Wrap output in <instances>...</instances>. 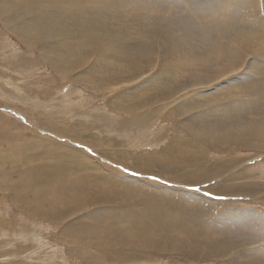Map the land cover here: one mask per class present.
<instances>
[{
    "label": "rangeland",
    "instance_id": "374dc122",
    "mask_svg": "<svg viewBox=\"0 0 264 264\" xmlns=\"http://www.w3.org/2000/svg\"><path fill=\"white\" fill-rule=\"evenodd\" d=\"M119 1L128 3L130 7L126 6L125 11L124 3L116 4L114 1L110 8L121 9V17L126 18L123 20L125 22L129 20L132 22V15H137L135 20L137 27L142 21L145 26L156 25L155 29L159 31L170 30L174 24L182 26V23H185L194 29V32L192 30L185 33L188 37L190 33H196L198 36L197 29L203 28L212 38H216L215 42L217 41L221 48L225 45V49L230 52L232 50L229 46L235 45L233 43L235 36L229 29L224 36L222 27L212 26L211 23H219L221 19L240 22L236 17L237 11L245 5L243 0H228L225 3L217 0L216 4L211 5L213 8L207 6L202 11L200 8L191 7L189 3L191 0ZM131 4L140 8H136V12L132 13L135 7ZM190 8L201 13L192 15ZM116 15L121 18L119 14ZM159 15H164L165 19L162 20ZM200 39L180 37L182 48L179 49L180 52L178 50L175 53L177 58L165 56L156 46L152 52L149 70L141 77L127 80L128 84L122 81L113 83L111 89L119 86L118 89L115 88V91L109 89L105 94H100L95 90H102V87L92 90L87 79L78 77L83 74L88 76L89 73L81 70L91 66L94 60L100 59L94 56L89 60V57L82 56L86 61L83 67L72 71L70 74L72 77L64 80L56 75V71L47 61L38 58L36 50L29 53L23 42L4 29L0 20V264H230V262L264 264V231L262 228H255L259 226L258 222L264 219L254 218L248 220V223H245L246 219H242V222H239L235 217L240 215L235 214L230 217L231 221L224 220L222 225L218 223L222 213L231 216L236 209L245 208L247 214L250 212L248 208L254 209L257 213H264V175L261 172L259 174L263 176L255 179V182L236 184L227 178L229 183L235 184L226 187L219 184L230 172L231 175H236L232 168L233 155L245 158L254 154L264 166V152L259 153L252 147L236 148L232 145L229 149L235 151L227 153L230 156L225 162L226 169L219 173L215 170L221 154L219 155V151L212 147L206 151L204 143L196 134V129L202 121L206 124L212 122L214 127H220L221 122L215 117L221 118L222 115V121L225 120L223 126L232 127L235 119L239 126L245 120L248 125L258 123V128L261 129V125L264 124V81L260 83L255 73L246 70L255 81L252 82V86H247L239 92L242 96L232 94L225 97L218 92L219 96L196 95L193 102L187 96L185 99L187 105L185 103L165 105L157 115L162 114L143 127L136 122L140 114L147 109L146 106L141 109L142 112H138L134 105V112L128 113L124 111L123 101V108L121 106L119 108L118 105L120 98L129 97L134 85L139 87V82L146 77L147 90L154 91L156 86L170 85V79L172 81L178 79V76L173 75L175 73L173 69H179L176 72L186 71L180 81L185 79L188 71L199 70L200 62L204 58L198 45ZM237 39L240 44L244 41ZM247 43L246 41L245 44ZM248 46L249 43L242 49L245 58L249 55L246 59H254L257 64L262 63L264 60V55L260 51L262 49L256 43L251 44V49ZM241 70H245V67H241L239 71L231 69L225 72L224 80ZM89 78L95 85L99 82V79L92 78L91 75ZM206 80L222 81L215 75H209ZM83 81L85 85L88 84V88L82 84ZM211 87L209 90H188L192 92L214 90ZM223 102L228 103L230 111L226 110L229 111L227 115L208 110L212 109L214 104V107H218ZM225 103L220 106L226 105ZM155 104L160 105L159 101ZM248 109L251 114L247 112ZM167 110L171 112L170 119L163 117ZM253 112H258L257 117L260 115L263 118L254 119ZM46 115L59 117L67 129L60 132L51 131L45 122ZM131 122L133 124H130ZM182 122L188 124L181 125ZM45 129L54 134L59 133V136H52L45 132ZM181 132L184 134L183 137H178L185 142V145H181L183 155L177 154L175 163H171L172 159L166 157V151L163 149L169 147L170 139L173 140L172 138ZM45 133L54 140L57 139L56 141H62L58 150L61 151L60 155L67 159L71 151H74L73 146L92 155L94 160H97L99 168H95V171L87 168L90 173L93 171L103 176L105 172L103 166L122 170L121 172L129 173L141 180L127 182L128 184L118 180L117 183L121 185L120 191L125 190L123 195L128 198L124 199L122 192L118 193V198H114V191L106 183L107 179L87 175L85 170L77 168L78 162H69L68 166L51 148L39 144L38 139L44 138ZM76 134L81 136L75 137ZM258 139L262 142L264 135ZM143 148L147 153L156 154L157 160H152V170L148 168L142 153ZM121 155L133 160L143 172L124 160L120 161ZM241 165L236 164L235 171H240L238 168L242 167ZM194 167L207 169L206 181L199 177L195 183L196 174L187 176V179L180 176L184 168ZM147 172L160 174L150 175ZM187 173L186 171L185 174ZM153 176L158 179H151ZM146 182L150 185L145 184ZM64 185H72L79 190V195L72 198L71 195L64 193L61 201L56 204L53 201L54 197ZM160 186L167 188L168 191L160 190ZM33 191H37L39 195L34 196ZM187 191H192L191 195L196 193L211 201L203 197L191 200L186 197ZM171 198L176 199V206L171 204ZM249 202L252 207L248 206ZM228 208H231V212L226 211ZM33 211H39L40 214L31 213ZM183 211L186 212V216L183 215ZM94 226L96 229H93ZM262 227L264 229V226ZM219 250L223 251V255L216 257L214 254Z\"/></svg>",
    "mask_w": 264,
    "mask_h": 264
},
{
    "label": "bare ground",
    "instance_id": "6f19581e",
    "mask_svg": "<svg viewBox=\"0 0 264 264\" xmlns=\"http://www.w3.org/2000/svg\"><path fill=\"white\" fill-rule=\"evenodd\" d=\"M114 1L116 4L124 3L119 0H0V20L2 21L4 29L14 34L21 42H23L26 50H28L29 53H31L33 50H36L38 53L37 54L38 58L39 59L41 58L42 60L47 61L52 66V68L56 71L57 74L56 73L55 74L58 75L59 78H63L64 80L69 79V77L71 76L70 75L71 72L76 71L78 67H81L86 62L82 59V56L89 57V60L90 58L94 56L100 59V61L94 60L91 66L81 70V72L89 73L87 74L88 76L84 74L81 76L78 75V77L85 78L91 83L92 87L89 85L91 89L92 88L98 89L102 87V90H95V92L97 91L100 94H105L107 91H109L113 83L116 84V82H121V81L122 83L123 82L126 83L127 80H132V79L134 80L136 77H141L146 71L149 70V65L151 64L152 52L156 46H158L159 50H161L165 56H170L171 58H177L175 53L179 49L182 48L180 37H187L189 39H194V38L199 39L200 37L201 41L198 42L197 40V42H198V45H200V51L202 53V56H204V58L200 62L201 66L199 67L200 68L199 70L188 71L186 73L187 75L185 79L183 81H180L181 78H183L182 74H184V72L186 71L176 72V70H179V69L171 68L170 75L173 74L172 71L174 70L175 73L173 75L178 76V79L176 78V80L174 81L170 79L171 81L170 85H158L156 86V89L154 91H152L151 89L147 90L148 84H147V77H146L145 79H142V80L140 79L141 81L139 82V87L136 86V84L134 85L133 91L134 89L135 90L138 89L136 90V92H133L131 90L132 92L130 96L128 95L129 97H124L125 96L124 95L123 96L124 98L122 97L120 98L121 101L120 100L118 101L119 108L121 107L123 108V106H125L126 110L124 109V111H127L128 113L134 112L133 110L134 105H136L135 108L138 110V112H142L141 109L146 106L147 109L140 114L136 122V124H139L140 127H143V125L149 123V121H152L154 118L160 116L162 113L160 115H157V114L160 113V110L162 111L163 106L170 105V104L176 105L179 103L184 104L186 102L185 99L187 96H189L191 102L194 101V96L196 95L211 94V95L219 96L217 94L218 92H221V94H224L225 97L228 95H232V94H237V95L239 94L240 96H242V94H240L239 92H242V90L246 88L247 86H252V82L255 81L253 76L248 75V72L255 73L257 76L256 79L260 83L264 81V60H262L264 57L263 56L264 55V0H243L245 5L243 6V8H238L237 15H236V17L240 20V22H236L230 19H221V20L219 19L220 20L219 23L218 22L211 23L212 26H221L222 31H223L222 33L224 36H226L228 29L235 36L234 42H233L235 43V45L232 43L231 44L234 46L227 45L232 50V52L225 49L224 44H223L224 46L221 48L218 45V43H216L217 41L215 42L216 38L215 39L212 38L210 36V33L206 29H203V28L197 29V32H198L197 35L199 37L196 36V33H190V36L188 37L185 35V33L191 32L192 30L194 32V29L186 26L187 24L185 25V23H182L183 24L182 26H178L177 24H174L170 27V30L161 29L162 31H159V29H155L156 25L145 26V24L142 21H141L140 26L137 27L135 25V20L137 19L136 17L137 15L136 16L132 15L133 23L129 22L130 20L128 22H125L123 21L125 17L124 18L121 17L122 15L121 9L117 7L115 9L110 8L111 3H113ZM133 1H138V0H133ZM218 1L221 3L223 1L225 3L228 0H222V1L218 0ZM218 1L217 0H207V1L205 0L203 2L201 0V2H198V0H191L189 3L191 4V7L200 8L203 11L204 9H206L207 6H209L210 8H213L211 5L216 4V2ZM131 5L132 7H135L132 13L136 12L135 11L136 8H140L139 6L134 5V4H131ZM140 5L142 6V4ZM126 6L130 7L129 4L125 2L123 4V7H124L123 9L125 11H126L125 9ZM190 12L192 15L193 14L198 15L201 13V11L197 13L193 9H191ZM116 14H119L121 18H118ZM159 17L162 20L165 19L164 15H159ZM166 20L168 21V19ZM170 25H171V22H170ZM216 29H219V28H216ZM216 29H213V30H216ZM237 38H240L241 41L242 40H244L245 42L247 41L249 43V46H248L249 48L251 44L253 45L254 43H256V45L260 49H262L260 50L259 48H257L262 52L261 54H263L262 55L263 57L261 59L262 63L257 64L254 61V59L252 60L246 59L249 57V55L248 57L245 58V54L243 53L244 50L242 51V49L248 43L245 44V42L242 41V43L240 44V41ZM4 43H6V40ZM202 44L203 46H201ZM178 52H180V50ZM261 54L259 53L258 55L260 56ZM251 58H253V56ZM218 60L220 61L218 62ZM243 66L245 67V70L243 71L241 70V72H238L236 75H233V76L231 75L230 77L228 76L229 78L226 81L224 80L225 78L224 76H226L224 74L225 72L231 69L234 71L236 70L239 71L240 68ZM90 75L92 78L99 79V82L96 85L94 84V82H92L93 80L89 78ZM209 75H215L218 78H220L222 81L217 82V80H206V77H208ZM229 79L230 81H228ZM84 81L82 83L83 85H85ZM215 82H217V84H214ZM224 83H227V84H224ZM121 84H120V87H121ZM85 86L87 87L88 84ZM211 86L214 88V90H211V91L203 90V91H196V92H192L188 90V89H192V90L208 89ZM118 87L119 86L115 88L118 89ZM226 91L228 92L226 93ZM103 97L105 99V96ZM231 98L233 99V97ZM122 101L124 102L123 106H122ZM156 101H159L160 105L155 104ZM235 101H238V100L235 99ZM193 104L194 103H192V105ZM222 104H219L218 107H214L215 105L214 104L212 107L210 106L212 109H208V110L209 111L213 110L214 112L218 111L224 115H227L228 112L230 111L227 106L228 103L226 102L225 103L226 105L220 106ZM185 105L187 104L185 103ZM188 105H190V103ZM236 106L238 107V105ZM226 110H229V111L227 112ZM167 111H166L167 112L166 115H164L163 117L170 119L171 112L170 110H167ZM247 112L251 114L250 109H248ZM257 114L258 112H253L252 117L254 119L263 118V116L261 117L260 115L258 118ZM54 116L55 115L53 116L46 115L45 122H46L47 127L51 129V131L52 130L53 131L55 130L58 132L65 131L67 129V126H65V124L64 125L62 124L61 120H59V117H56V116L54 117ZM242 116H244V114H242ZM222 117L223 115L221 116V118ZM216 118L221 122L220 127L218 126L214 127V124L212 122H210L209 124H206L205 122L202 121L199 127L196 129V134L199 136L201 142L204 143L205 150L207 151L208 148L212 147V148H215V150L219 151L218 152L219 155L221 154L220 155L221 157L218 158L217 168L215 171L219 173L220 171H225L226 169L225 162H226V159L230 156V155L228 156L227 153L231 154L235 151V150L233 151L232 149L233 151L232 152L229 149V147L232 145L236 148L252 147L259 153L264 152V140L261 142V140L259 141L258 139L261 135H264V124L261 125L262 127L260 129L258 128V123L256 124L253 123V124L248 125L247 121L244 120L245 118L244 119L242 118L244 120L243 122L241 121L242 125L240 124L239 126L238 125L239 122L234 119L233 123L231 124L232 127H226V126H223V123L225 120L222 121L223 119L218 118L217 116L215 117V119ZM252 121L253 120H250V122ZM130 124H133V122H131ZM180 124L187 125L188 123L182 122ZM45 130H46L45 132H49L48 134H51L52 136L54 135L55 137L59 136L58 135L59 133L58 134L56 133L57 134L56 135L54 134V132L53 133L50 132V130L49 131L47 129ZM48 134L45 133L44 138L38 139L37 142L41 144L43 147L51 148V150H53L58 155L59 159L66 161V164L68 166H69V162H78L77 164L75 163L77 165V168L80 167L83 170H85L87 175L95 176L102 180L107 179L106 183L110 185L111 189L114 191V198H118L119 196L118 193L122 192L119 189V186L121 185L117 183L118 180L125 181L126 183L127 182L134 183V181H137L140 179L133 175H129V173L121 172L122 170L120 171L115 168H110L111 169L110 170L109 168H106L103 166L102 168L105 170L103 176L98 175L100 173L98 174L93 173V171L90 173L87 170V168L94 169V171H95V168H99L98 167L99 164L97 163V160H94L92 155L86 153L81 148L73 146L74 151H71V155L69 159H67L64 156L60 155L61 151L58 150L60 147L59 143L62 141H56L57 139L54 140V138L49 136ZM181 134L174 136L172 138L173 140L170 139L171 145L163 149L166 151V157L172 159L170 160L171 163L173 162L175 163L177 154L183 155L181 145H185V142L181 139V137H183L184 135L183 132H181ZM77 136H81V135L76 134L75 137ZM178 136H181V137H178ZM97 140H94V141L96 142ZM145 140L147 141V139ZM142 142L143 141H141V143ZM251 151H248V152H251ZM248 152H245V153L248 154ZM142 153L147 161L149 170H152L153 168H151V164H152V160H157L156 154L147 153L145 152V150L142 151ZM73 157H74V161H72ZM232 157H233L232 162L234 164L232 168H233V171L236 172V175H231L230 174L231 172H230L229 174L225 175L224 178L232 179L233 182H235L236 184L237 182L238 184H248V182H255L254 181L255 179H260L264 175V166H262L263 164L260 161H258L256 157H254V154L249 155V157H245V158H242L239 155H233ZM250 158L255 159V161L252 162ZM122 160H124L126 163H129L134 168L143 172V170H141L133 160H128V158L125 155H121L120 161ZM113 162L115 161H112V163ZM121 164L124 165V163H121ZM236 164H239L242 166L238 168L240 171H235L234 168L236 167ZM185 168L180 174V176L182 175V178L186 177L185 179H187V176L191 177L192 175L196 174L195 183L197 182L196 180L200 179L199 177H201L202 181L205 180V175H206V170H207L206 168H198V167L187 168V169ZM184 170L188 172L187 175L185 174L186 171ZM213 170L214 169H212V172H214ZM196 171H198L199 173H196ZM260 172L263 175L259 174ZM147 174H150V175L158 174L159 175L160 173L147 172ZM207 175H208V172H207ZM237 177L239 178L236 180ZM226 179H224L225 181L223 180V182H219V184L221 185L224 184L225 187L233 186L235 184V183H229L228 179L227 180ZM240 179L242 180L245 179L248 181L242 182ZM192 183L194 184V182ZM145 184L150 185L149 182H146ZM238 186L239 185H237V187ZM160 188H161L160 190H165V191L167 189L162 186H160ZM253 188H252V191H253ZM80 189H82L81 186H80ZM124 191L125 190H123V192ZM123 192H122V197L124 199H127L128 197L126 198L125 195H123ZM32 193L34 196L39 195L37 191H33ZM64 193H67L71 195L72 198H75L79 195V190L75 189L72 185L62 186L61 189L58 191V193L54 197V200H53L54 203L56 204L59 203ZM191 193L192 191H187V195H186V197L191 200L193 199L198 200L199 198L203 197L205 200L211 201V199L206 198L202 195H196V193L195 194L193 193L191 195ZM225 193H228V192H225ZM228 194H232V193H228ZM171 199H172L171 204L173 206H176L177 205L176 199L175 198H171ZM147 202H151V201L147 200ZM251 205H252L251 202H249L248 206L252 207ZM228 210L226 211L231 212V208H228ZM248 210L250 211L249 214H247L246 212L247 210L245 208L236 209L235 211L232 210L234 212L231 213V216H227L226 215L227 213H222L220 215V220L218 221V223L222 225L223 224L222 222L224 220H227L226 222H228V220L231 221L230 217H232V215H235V214L240 215V216L236 215L237 217H235V219L238 220L239 222H242V219L247 220V221L243 220V221H246L245 223H248V220H251L254 218L264 219V213H257L254 211V209H249V208ZM34 212H38L40 214L39 211H33L31 213H34ZM183 215L186 216L185 211H183ZM261 221L258 222L259 226L255 228H262L261 230L264 231L262 227L264 226L263 224L264 220H261ZM137 224L140 225L141 223L137 222ZM93 229H96V227L94 226ZM222 253L223 251L219 250V251H216L214 255L216 257L222 256L223 255ZM226 253L224 255H226ZM230 264L232 263L230 262ZM242 264H247V263H242ZM253 264H257V263H253Z\"/></svg>",
    "mask_w": 264,
    "mask_h": 264
},
{
    "label": "snow or ice",
    "instance_id": "6c2138e0",
    "mask_svg": "<svg viewBox=\"0 0 264 264\" xmlns=\"http://www.w3.org/2000/svg\"><path fill=\"white\" fill-rule=\"evenodd\" d=\"M134 174H135V173H134ZM151 179H154V180H155V179H158V177L153 176V177H151Z\"/></svg>",
    "mask_w": 264,
    "mask_h": 264
}]
</instances>
